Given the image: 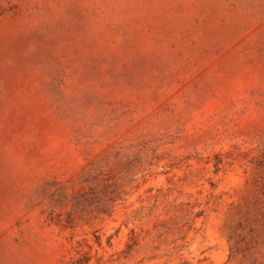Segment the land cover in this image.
I'll return each mask as SVG.
<instances>
[{"label":"rangeland","instance_id":"1","mask_svg":"<svg viewBox=\"0 0 264 264\" xmlns=\"http://www.w3.org/2000/svg\"><path fill=\"white\" fill-rule=\"evenodd\" d=\"M0 264H264V0H0Z\"/></svg>","mask_w":264,"mask_h":264}]
</instances>
